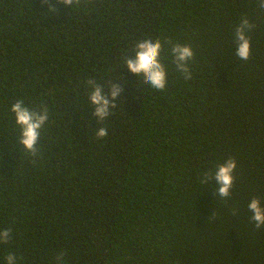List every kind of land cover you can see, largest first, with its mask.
Segmentation results:
<instances>
[{"label":"trees","instance_id":"16d2710c","mask_svg":"<svg viewBox=\"0 0 264 264\" xmlns=\"http://www.w3.org/2000/svg\"><path fill=\"white\" fill-rule=\"evenodd\" d=\"M245 16L248 60L234 42ZM147 38L162 43L164 90L123 66ZM174 43L193 49L188 80ZM89 80L110 99L113 81L122 89L103 121ZM18 99L49 111L36 156L18 142ZM228 158L221 198L212 176ZM253 197L264 204L258 0H0V264H264Z\"/></svg>","mask_w":264,"mask_h":264},{"label":"clouds","instance_id":"9594fccd","mask_svg":"<svg viewBox=\"0 0 264 264\" xmlns=\"http://www.w3.org/2000/svg\"><path fill=\"white\" fill-rule=\"evenodd\" d=\"M259 7L264 9V0H258ZM63 3L71 6L74 0H63ZM254 25L245 16L241 18L234 33V42L236 44L235 55L242 60H248L251 54V42L247 33L252 30ZM162 43L157 39H143L138 41L133 49L134 54L124 58V67L137 77L142 76L145 83L153 89L164 90L167 73L165 65L161 62ZM171 59L175 63L176 71L183 75L185 80L192 76L189 61L193 58L194 52L190 45L174 43L171 46ZM88 101L92 105V114L103 121L110 115L111 110L116 106L114 99L121 92V87L113 81L109 87L111 97L105 93L104 86L94 80L87 81ZM10 111L14 114L15 123L19 126L20 133L18 142L23 145V149L36 156L38 153V142L40 139L41 129L44 128L49 120V111L47 107L40 111L31 110L22 100H16L10 106ZM107 130L104 127L97 128L95 135L97 138L107 136ZM237 162L234 158H228L221 162L212 178L217 185L215 195L221 198H227L234 181V170ZM209 177L206 175L202 182H207ZM248 209L252 213L251 220L255 222L256 228L264 227V204L260 198L253 197L248 203ZM11 239L10 228H0V244H7ZM6 264H17V257L9 254L6 257Z\"/></svg>","mask_w":264,"mask_h":264}]
</instances>
